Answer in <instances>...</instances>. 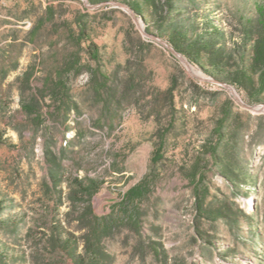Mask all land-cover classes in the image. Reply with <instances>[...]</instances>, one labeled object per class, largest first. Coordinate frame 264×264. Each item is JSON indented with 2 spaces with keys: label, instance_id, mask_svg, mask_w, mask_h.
<instances>
[{
  "label": "rangeland",
  "instance_id": "obj_1",
  "mask_svg": "<svg viewBox=\"0 0 264 264\" xmlns=\"http://www.w3.org/2000/svg\"><path fill=\"white\" fill-rule=\"evenodd\" d=\"M249 2L175 0L173 17H196L201 27L207 17L226 36H237ZM77 17L97 45L95 60L87 42L82 50L74 44ZM152 27L146 14L121 0H0V254L6 264L63 260L50 244L53 224L79 242L77 207L69 199L75 177L101 181L91 200L97 215L142 180L150 186L140 228L121 222L105 241L108 264H264V108L245 107L182 55L187 66L150 36L171 45ZM76 54L80 64L66 73ZM58 72L66 103L49 89ZM230 86L243 103L259 105ZM160 141L162 157L154 164ZM200 174L207 201L229 204L236 222L198 215L193 181Z\"/></svg>",
  "mask_w": 264,
  "mask_h": 264
},
{
  "label": "trees",
  "instance_id": "obj_2",
  "mask_svg": "<svg viewBox=\"0 0 264 264\" xmlns=\"http://www.w3.org/2000/svg\"><path fill=\"white\" fill-rule=\"evenodd\" d=\"M131 6L140 15H147L152 22L153 32L159 37H166L171 46L184 55L189 61L198 63L211 77L222 82L234 85L243 91L248 102L253 104L264 103V0H250V13H241L238 16V34L229 35L211 19L205 18L204 26H199L196 17H173V1L175 0H121ZM190 2L194 0H188ZM74 44L78 49H84L83 42L90 58L97 59V45L90 38L88 24L77 17L72 29ZM229 40V41H228ZM78 54L64 67L66 73L80 64ZM79 71V70H77ZM76 71V72H77ZM50 91L59 97L62 103L69 98L62 73ZM28 110H34L30 105ZM0 138V143H1ZM162 142L154 151L152 163L161 160ZM210 153L215 159H221L218 151L212 148ZM203 176L194 178V206L200 217L208 220L228 219L237 221L233 207L227 203L214 205L208 202L209 187L202 186ZM101 181L94 178H78L73 180L69 199L77 207L75 220L81 234L74 240L70 233L60 232V226L52 225L50 244L61 254L63 260L49 264H108V254L104 244L112 237L121 222L132 228H140L142 212L140 204L149 193L150 186L146 180L130 187L123 194L120 203L110 212L97 215L93 211L92 198L99 190ZM1 211V204H0ZM2 219L0 218V225ZM80 247V249H79ZM5 255L0 254V264H6ZM5 262V263H4ZM15 264V263H13ZM19 264H23L20 262Z\"/></svg>",
  "mask_w": 264,
  "mask_h": 264
},
{
  "label": "water",
  "instance_id": "obj_3",
  "mask_svg": "<svg viewBox=\"0 0 264 264\" xmlns=\"http://www.w3.org/2000/svg\"><path fill=\"white\" fill-rule=\"evenodd\" d=\"M112 4H115V5H118V6H122V7H125L126 5L125 4H123V3H121V2H111ZM150 36H152V37H154L156 40H158V41H160L161 43H163L175 56H177L181 61H183L187 66H189V63H188V61H187V59L184 57V56H182V54L181 53H179V52H177L171 45H169L168 43H166V42H164V41H162L161 39H159L158 37H155L154 35H150ZM228 90H230L232 93H233V95L235 96V98L242 104V105H244L245 107H248V108H250V109H252V110H255V111H259V110H261V109H263L264 108V103H262V104H259V105H257V106H252V105H248V104H245V103H243L241 100H240V98L238 97V95L237 94H235L234 93V89L228 84V83H225V82H221Z\"/></svg>",
  "mask_w": 264,
  "mask_h": 264
},
{
  "label": "bare ground",
  "instance_id": "obj_4",
  "mask_svg": "<svg viewBox=\"0 0 264 264\" xmlns=\"http://www.w3.org/2000/svg\"><path fill=\"white\" fill-rule=\"evenodd\" d=\"M235 93V92H234ZM236 94V93H235Z\"/></svg>",
  "mask_w": 264,
  "mask_h": 264
}]
</instances>
